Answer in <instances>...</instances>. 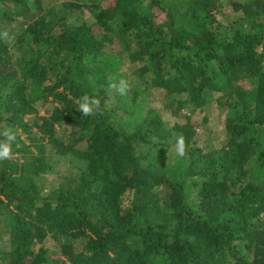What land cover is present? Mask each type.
Here are the masks:
<instances>
[{"label": "trees", "instance_id": "obj_1", "mask_svg": "<svg viewBox=\"0 0 264 264\" xmlns=\"http://www.w3.org/2000/svg\"><path fill=\"white\" fill-rule=\"evenodd\" d=\"M8 129L0 264H264V0H0Z\"/></svg>", "mask_w": 264, "mask_h": 264}, {"label": "clouds", "instance_id": "obj_2", "mask_svg": "<svg viewBox=\"0 0 264 264\" xmlns=\"http://www.w3.org/2000/svg\"><path fill=\"white\" fill-rule=\"evenodd\" d=\"M2 35L5 39H11L6 32ZM110 87L115 89L118 94L125 95L129 90V83L127 80L121 78L118 82L110 83ZM99 108L100 100L98 98L91 97L88 94L80 97L78 110L80 111L82 116L87 117L95 115ZM3 135L6 137V140L0 142V160L8 159L11 157V142L15 140V135L11 131V129L6 130ZM178 145L179 154L182 156L184 154L183 137L179 138Z\"/></svg>", "mask_w": 264, "mask_h": 264}, {"label": "rangeland", "instance_id": "obj_3", "mask_svg": "<svg viewBox=\"0 0 264 264\" xmlns=\"http://www.w3.org/2000/svg\"><path fill=\"white\" fill-rule=\"evenodd\" d=\"M86 17L90 20L92 18V15L90 13V11L87 10V14H86ZM223 113V111L221 112V109H218L217 106L214 104L212 105L207 111H205L204 113L198 115V119L203 116V115H207L210 117V122H209V128H199L198 129V132H199V144L201 146H204L206 145L207 142L211 141L213 143V145H219V143L224 139V133L223 131L221 130L220 126L221 124L218 123V120L217 118L221 116L224 117L225 114H221ZM164 118L165 120L168 122V123H173L175 121H177V119L171 115V113L169 112H166L164 114ZM199 119V120H200ZM220 126V127H219ZM62 164V163H61ZM57 170L59 171H67L68 170V167H66L65 165H59L57 167Z\"/></svg>", "mask_w": 264, "mask_h": 264}]
</instances>
